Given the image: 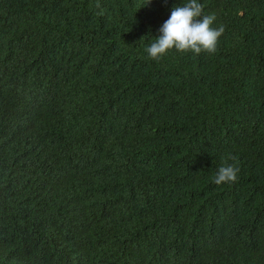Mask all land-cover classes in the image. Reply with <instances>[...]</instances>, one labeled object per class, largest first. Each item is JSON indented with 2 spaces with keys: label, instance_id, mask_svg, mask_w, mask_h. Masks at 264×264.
I'll return each instance as SVG.
<instances>
[{
  "label": "trees",
  "instance_id": "16d2710c",
  "mask_svg": "<svg viewBox=\"0 0 264 264\" xmlns=\"http://www.w3.org/2000/svg\"><path fill=\"white\" fill-rule=\"evenodd\" d=\"M146 2L0 0V264H264V0L159 61Z\"/></svg>",
  "mask_w": 264,
  "mask_h": 264
},
{
  "label": "clouds",
  "instance_id": "9594fccd",
  "mask_svg": "<svg viewBox=\"0 0 264 264\" xmlns=\"http://www.w3.org/2000/svg\"><path fill=\"white\" fill-rule=\"evenodd\" d=\"M149 3L151 0H147L145 5ZM96 7L100 9L99 4ZM97 15H103V9ZM214 21L215 16L203 14V5L198 0H187L182 6L174 7L169 19L160 27L159 36L154 37V41L145 49L148 58L159 61L173 49L194 55L202 52L215 54L224 28H213ZM238 173L239 167L236 164H222L212 177V182L217 186L234 184L238 181Z\"/></svg>",
  "mask_w": 264,
  "mask_h": 264
}]
</instances>
